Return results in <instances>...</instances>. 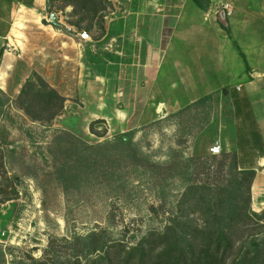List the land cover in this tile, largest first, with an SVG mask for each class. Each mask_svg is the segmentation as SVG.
Wrapping results in <instances>:
<instances>
[{
  "label": "rangeland",
  "instance_id": "1",
  "mask_svg": "<svg viewBox=\"0 0 264 264\" xmlns=\"http://www.w3.org/2000/svg\"><path fill=\"white\" fill-rule=\"evenodd\" d=\"M72 1L48 0L43 13L19 16L10 38L18 58L13 71L18 92L0 106V247L6 250V264L29 257L61 260L72 247L63 239L92 231L104 230L108 238L133 245L145 232L161 230L188 183L218 184L221 177V155H191L186 143L175 142L168 119L120 132L123 127L105 117L112 103L120 108L122 101L110 100L116 84L106 77L104 59L90 63L86 52L112 46L99 36L97 16L91 26L90 19L73 25ZM131 1L102 0L105 25L126 14ZM257 9L264 14V5ZM51 13L62 28L49 24ZM201 24L209 23L201 19ZM81 30L89 41H80ZM28 77L42 78L65 98L51 121L32 119L17 102Z\"/></svg>",
  "mask_w": 264,
  "mask_h": 264
},
{
  "label": "crops",
  "instance_id": "2",
  "mask_svg": "<svg viewBox=\"0 0 264 264\" xmlns=\"http://www.w3.org/2000/svg\"><path fill=\"white\" fill-rule=\"evenodd\" d=\"M223 3L232 5L224 18ZM259 4L264 0H210L201 9L192 0H132L126 14L106 22L101 38L111 49L94 46L95 53L92 46L86 52L90 63L104 59L106 77L116 84L109 97L122 104L112 103L105 117L121 125L120 132L163 118L175 131V142L186 143L191 155L220 144L223 153L236 154L239 169L255 172L251 208L256 212L264 208V78L256 77L264 73ZM46 8L47 0H0V99L18 92L13 72L18 58L10 38L19 16Z\"/></svg>",
  "mask_w": 264,
  "mask_h": 264
},
{
  "label": "trees",
  "instance_id": "3",
  "mask_svg": "<svg viewBox=\"0 0 264 264\" xmlns=\"http://www.w3.org/2000/svg\"><path fill=\"white\" fill-rule=\"evenodd\" d=\"M192 1L201 9L210 5V0ZM101 2L72 1L69 16L76 17L73 25L78 28L90 19L91 26L97 16L101 37L105 33L101 13L105 6ZM49 24L62 28L60 24ZM237 50L243 56L238 46ZM16 100L32 119L51 121L61 112L65 98L42 78L28 77ZM3 104L4 99H0V106ZM120 138L130 143L123 136ZM220 155L219 183H188L176 208L167 211L161 230L145 232L133 245L108 238L104 230L92 231L85 236L74 235L71 240L63 239L72 247L68 257L61 260L53 255L50 261L29 257L28 262L10 260L9 264H264V208L258 212L251 208L255 172L239 169L235 153ZM251 230L258 236L248 234ZM244 233L250 237L246 239L248 243L243 242ZM54 239L50 238L45 254ZM237 249L242 250L237 253ZM5 255L6 250L0 247V264H6Z\"/></svg>",
  "mask_w": 264,
  "mask_h": 264
},
{
  "label": "built area",
  "instance_id": "4",
  "mask_svg": "<svg viewBox=\"0 0 264 264\" xmlns=\"http://www.w3.org/2000/svg\"><path fill=\"white\" fill-rule=\"evenodd\" d=\"M221 9L223 10V12L225 13L226 16L231 15L232 13V5L230 3H223L221 5ZM68 31L70 32H76V28L74 26H68ZM77 35L79 37V39L83 40V41H89L90 40V36L89 34L84 31H78ZM257 78H264V73H258ZM263 87H264V82H263ZM208 153L210 155H220L222 153V149L220 144H212L209 148H208Z\"/></svg>",
  "mask_w": 264,
  "mask_h": 264
},
{
  "label": "water",
  "instance_id": "5",
  "mask_svg": "<svg viewBox=\"0 0 264 264\" xmlns=\"http://www.w3.org/2000/svg\"><path fill=\"white\" fill-rule=\"evenodd\" d=\"M221 17H222V18L225 17V14H224L223 11L221 12ZM50 22H51L52 24H58L57 16L55 15V13H51V14H50ZM123 138H124L125 140L128 139L127 136H124Z\"/></svg>",
  "mask_w": 264,
  "mask_h": 264
}]
</instances>
